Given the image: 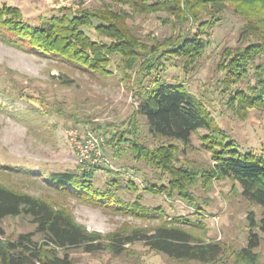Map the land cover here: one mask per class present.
<instances>
[{"label": "rangeland", "instance_id": "1", "mask_svg": "<svg viewBox=\"0 0 264 264\" xmlns=\"http://www.w3.org/2000/svg\"><path fill=\"white\" fill-rule=\"evenodd\" d=\"M3 4L18 8L22 20L31 26L39 25L42 18L58 15L61 9L73 14L113 13L117 24L128 29L141 44L161 46V63L141 81L143 85L157 77L169 84H182L242 152L259 154L264 148V110L240 108L230 100L237 90L258 88L256 70L249 64L241 81H225L229 60L236 52L255 45L263 48L261 56L264 55V11L258 5L226 3L221 9L201 7L195 11V20L203 21L201 28L191 18L178 23L165 12L140 14L109 0H0V5ZM84 31L93 41H110L97 36L92 29ZM193 34L205 47L203 54L186 67L169 49L184 36ZM144 59L141 57L133 70L127 71L131 81ZM262 59L253 60V66L262 63ZM119 64V58L114 56L109 66L113 76L103 78L67 62L42 58L0 41V186L64 210L88 232H97L103 237L174 226L195 239L221 243L225 251L215 264H247L237 260L235 254L247 246L248 215L252 213L258 223L264 218V208L245 200L232 178L209 180L201 174L194 175L213 165L201 140L208 131L192 134L185 145L151 136L145 117L136 112L137 88L121 78ZM260 74L264 79V73ZM133 130V136L126 135ZM84 134L93 137L95 143L93 140L90 147L95 149L89 150L88 161L80 163L78 146L73 140ZM120 135L150 152L158 146H172L173 168L180 180L178 187L171 189L169 175L160 166L140 159L137 151L129 150L127 141L117 145ZM98 152L100 156L96 157ZM83 168L94 169L92 184L96 190H110L114 199L128 204L138 202L150 215L139 216L100 203L89 204L50 186V174L78 173ZM182 170L191 171L192 179L182 176ZM145 183L153 184L157 192L144 190ZM162 187L167 189L160 191L158 188ZM183 191L191 199L183 198L180 194ZM0 228L3 241L31 233L35 226L27 217H12L2 220ZM252 232L259 240L253 250L256 264H264V234L257 228ZM37 239L35 236L34 240ZM67 254L74 264H198L171 260L142 243L126 245L118 256L108 251L87 254L81 249L68 250Z\"/></svg>", "mask_w": 264, "mask_h": 264}, {"label": "trees", "instance_id": "2", "mask_svg": "<svg viewBox=\"0 0 264 264\" xmlns=\"http://www.w3.org/2000/svg\"><path fill=\"white\" fill-rule=\"evenodd\" d=\"M109 1L129 6L133 12L140 14L165 12L172 15L178 23L191 18L194 24L198 22L196 27L203 26V21L195 20V11L205 6L221 9L226 3H240L258 5L264 11V0H153L152 3H148V0ZM59 12L58 15L42 18L39 25L31 26L22 20L18 8L0 5V41L42 58L67 62L83 72L103 78L113 76L109 66L112 58L117 56L121 63L117 66L118 71L121 78L128 83L131 80L127 71L133 70L141 57H144V62L131 82L137 88L136 112L145 117L149 134L185 145L192 134L199 130L208 131L209 134L203 135L201 140L210 153L213 165L194 175L201 174L202 178L209 180L232 178L239 185L241 196L245 200L264 208V148L259 154L242 152L216 126L203 104L182 84H169L158 77L156 80H149L148 85L141 82L151 75L152 69L160 65L163 58L162 52L159 53L160 45L152 47L141 44L128 29L117 24V17L113 13L80 11L73 14L65 12L64 9ZM87 28L92 29L99 37L108 38L109 43L93 41L84 31ZM201 28L197 30L200 32ZM204 47L205 43L193 34L190 37L184 36L169 51L183 60L187 67L203 54ZM262 54L263 48L249 45L236 52L229 60L230 67L225 76L227 82L236 83L245 78L249 64L256 70L258 88L237 90L230 96V100L240 108L264 110V79L260 76L261 72L264 73ZM258 57L263 58L262 63L253 66V60ZM129 133L126 135L133 136L135 131ZM124 137L126 136H117V145L121 146L127 141L129 150L137 151L136 155L140 159L160 166L163 173L169 175L168 186L171 189L178 187L177 181L180 180L173 168L172 146H158L155 151L150 152L137 142L125 140ZM108 172L115 174L110 170ZM180 174L187 179L194 176L187 170H182ZM93 175L94 169L83 168L78 173L54 172L49 175L48 181L58 192H66L89 204L100 203L118 211L146 217L150 215L144 212L138 202L128 204L114 199L110 190H96L92 184ZM130 186L136 189L134 185ZM144 187L150 193L157 192L153 184L145 183ZM158 189L164 191L167 188ZM180 194L183 198L191 199L187 191ZM114 201L116 202L113 204ZM12 217H27L35 228L31 233L20 234L15 240H0V264H74L67 254L68 250L81 249L87 254L108 251L118 256L125 251L126 245L134 243H142L151 251L161 253L174 261L198 264H215L225 251L224 246L217 241L195 239L190 233L174 226H158L151 232H117L103 237L97 232H88L64 210L54 209L32 195L0 186V222ZM247 220L250 228L247 246L235 256L237 260L247 264H256L253 250L258 246L259 240L252 230L257 228L264 234V218L256 223L251 213ZM0 236H3L1 228ZM35 236H38L37 240H34Z\"/></svg>", "mask_w": 264, "mask_h": 264}, {"label": "built area", "instance_id": "3", "mask_svg": "<svg viewBox=\"0 0 264 264\" xmlns=\"http://www.w3.org/2000/svg\"><path fill=\"white\" fill-rule=\"evenodd\" d=\"M93 137L87 136V135H82V137H80V139L76 138V140H73L75 142V145H77L78 147L77 150L79 151V161L80 163H84L86 161L89 160V150L91 149H95V148H91L93 147ZM95 143V140H94ZM85 144V145H84ZM91 145V147H90ZM96 157H99L100 154L98 152V154H95Z\"/></svg>", "mask_w": 264, "mask_h": 264}]
</instances>
